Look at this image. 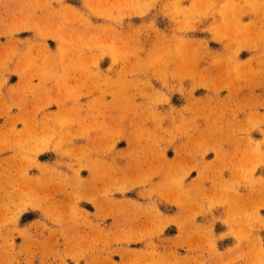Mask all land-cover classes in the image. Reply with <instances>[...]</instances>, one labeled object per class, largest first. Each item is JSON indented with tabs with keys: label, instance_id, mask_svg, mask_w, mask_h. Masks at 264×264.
<instances>
[{
	"label": "rangeland",
	"instance_id": "1",
	"mask_svg": "<svg viewBox=\"0 0 264 264\" xmlns=\"http://www.w3.org/2000/svg\"><path fill=\"white\" fill-rule=\"evenodd\" d=\"M22 9L29 10L31 21H40L42 27L40 38L29 45L28 58L19 61V66L37 67L35 75L44 83L51 81L56 85V96L49 97L43 109L65 105L46 112L40 123L27 122L28 118L23 116L21 128L3 124L2 130L10 136L4 142L17 148L12 155L0 159V165L12 168L0 171V264H78L80 251H65L59 246V239H64L62 230L42 235L41 224H27L29 216L24 214L27 208L42 207L45 203L47 209H55L49 200L64 192L71 200L78 198L80 186L74 182V169L89 170L93 164L110 170L103 174L118 184L114 186L115 192L125 189L126 186L120 185L125 179L157 176L156 168L130 175L119 166L106 167L105 163L110 160L105 155L124 136L121 124L126 116L130 117V130L137 146L154 149L168 145L160 137L170 131L161 126L163 116L157 115V108L152 104H162L171 98L174 83H189L194 102L214 100H210L213 103L206 109L201 105L193 108L196 117H213L208 133L188 145L199 148L210 139L215 144L213 151L221 149L220 124L216 121L227 110L234 113V108L231 103L229 108L218 103L216 93L223 92L219 88L248 79L260 88L264 82V0H0V20L11 21L15 13L20 16ZM48 38L53 41L51 46L45 42ZM51 49L56 52L54 58L47 55L46 51ZM75 79H79L77 85ZM91 83L97 90L92 110H97L99 115L113 105L127 103L121 107L125 115L119 116L113 129L105 128L102 118L98 120V125H103L102 137L97 143L105 151L102 156L92 152L95 148L87 143L88 139L78 146L79 137L74 130L81 124L74 116L71 102L81 97L89 99ZM4 84L5 78L0 74V95ZM208 85L214 89L211 95L202 98V89ZM107 97L113 103H108ZM8 111L9 105L0 106V115L8 116ZM257 111L264 117V97L258 99ZM150 122L155 124L151 126ZM260 142L262 139L257 143ZM43 150L55 153L38 156ZM252 152L259 158L253 164L263 165L259 146ZM43 157L46 160L54 157L53 161L71 171L51 169L44 178L32 179L31 169L41 168L38 159ZM126 157L134 161L140 158L141 163H146L157 154ZM206 168L211 180L223 179L218 165L211 163ZM174 176L179 177L180 171ZM229 188L228 183L218 186L221 193ZM217 200L230 205L238 218L231 217L226 233L208 234L205 246L212 255L218 254L217 246H231L220 264H264V217L260 212L258 216L245 217L232 197L219 196ZM261 208L264 213V203H259L256 210ZM60 221L50 220L51 224ZM75 238L70 246H92L90 238L74 243ZM223 238L229 240L218 242Z\"/></svg>",
	"mask_w": 264,
	"mask_h": 264
},
{
	"label": "crops",
	"instance_id": "2",
	"mask_svg": "<svg viewBox=\"0 0 264 264\" xmlns=\"http://www.w3.org/2000/svg\"><path fill=\"white\" fill-rule=\"evenodd\" d=\"M15 14L16 17L11 21L0 20V74L5 78L0 106L5 108L9 105V115H0V159L12 155L17 148L14 144L4 142V139L10 138L2 130L4 123L21 128L20 118L23 116L28 118L27 122L40 123L44 121L46 112L56 111L65 105H51L43 109L45 101L56 96V85L51 81L44 83L35 75L37 67L28 69L19 66V61L28 58L29 45L40 38L42 26L39 25L40 21H31L27 9H22L20 16L19 13ZM45 42L51 46L53 41L48 38ZM46 52L49 57H56L54 49ZM78 80L75 79V85ZM257 84L248 79L219 88L223 92L216 93L220 101L218 103H223L227 108L231 103L234 113L227 110V114L216 121L220 124L218 143L223 144V147L217 148L219 152H215V144L210 139L205 140L199 148L188 145L199 139L201 134L208 133L210 118L213 117H196L193 108L201 105L206 109L214 100L194 102L189 93V83H174L175 90L171 98L162 104H152V107L157 108V115L163 116L161 126L170 131L160 137L162 143L166 145L169 142L168 145L154 149L137 146L136 137L130 130V117L126 116L125 122L121 124L124 136L118 138L119 142L105 155L106 160H110L105 163L106 167L119 166L130 175L156 168L157 176L143 180L125 179L120 184L126 186L125 189L115 192L114 186L118 184L106 175L110 170L103 166L98 164L95 167L93 164L89 170L74 169V182H79L80 196L71 200L64 192L49 200L55 209H47L45 203L42 207L27 208L24 213L29 216L27 224H41V234L46 236L61 229L64 239H59V246L65 251H80L82 255L78 264H220L227 248L231 246H217L218 254L212 255L205 242L210 233L218 236L228 231V221L235 211L230 205L219 203L218 197L234 198L238 211L245 217L258 216L259 212L264 217L262 208L256 210L259 203H264V163L255 166L259 158L252 152L259 146L262 150L260 159L264 162V117L258 115L257 111L258 99L264 97V82L260 88ZM173 86H170V90ZM211 87L208 85L202 89V98L211 95L214 89ZM89 90V99L81 97L71 102L74 116L81 124L74 130L79 137L78 146L88 139L87 143L95 148L92 152L102 156L105 151L97 143L102 137L103 125H98V120L102 118L101 123L105 124V128L113 129L119 122V116L125 115L123 113L126 111H122L121 107L127 103L113 105L99 115L97 110H92L97 95L92 83ZM106 101L113 103L109 97ZM29 110H32L31 114ZM193 123L197 125H191ZM154 124L149 123L151 126ZM261 139L262 142L257 143ZM43 153L55 152L43 150L38 152V156ZM129 154H157V157L141 163L140 158L134 161L126 157ZM48 158L38 159L41 168L31 169L32 179L44 178L51 169L71 171L65 165L53 161L54 157ZM211 163L218 165L223 179H210L211 174L206 167ZM234 167L241 169L234 170ZM1 170L12 168L1 163ZM178 171L180 176H174ZM222 183H228L230 188L221 193L218 186ZM234 218L238 217L234 215ZM52 219L61 221L51 224ZM32 232L37 234L33 229ZM84 237L93 241L92 246H70L74 238V243H80L84 242ZM221 240L229 239H218V242ZM42 243L47 246L46 242Z\"/></svg>",
	"mask_w": 264,
	"mask_h": 264
}]
</instances>
